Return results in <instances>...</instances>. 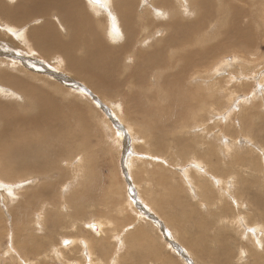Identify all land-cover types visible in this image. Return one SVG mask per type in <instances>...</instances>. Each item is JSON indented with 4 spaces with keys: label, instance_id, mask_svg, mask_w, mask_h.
Returning <instances> with one entry per match:
<instances>
[{
    "label": "rangeland",
    "instance_id": "rangeland-1",
    "mask_svg": "<svg viewBox=\"0 0 264 264\" xmlns=\"http://www.w3.org/2000/svg\"><path fill=\"white\" fill-rule=\"evenodd\" d=\"M138 1L133 2L136 18L142 16L150 2ZM259 1L260 6L248 7L254 15L252 47L249 51L228 53L235 50L228 46L229 51L225 49L217 58L210 54L208 73L223 62L228 64L220 69L223 81L217 85L219 90L204 103V108H191L185 110L186 115L176 116L178 124L159 122L161 129H156L155 134L157 139L163 137L160 141L165 144L154 142V133L138 114L134 95L129 97L126 92L129 88L121 76L124 61H120L121 69L116 70L118 77L111 87H105L87 70L77 72L64 61L57 65V60L54 63L48 55L50 65L62 67L54 72L41 63L38 54L28 52L25 42L5 33L7 30L0 25L4 30H0V40L12 46L6 52L15 56L16 64H21V60L26 66L16 72L15 66L0 63L1 69L10 68V72L35 85L43 81L44 94L52 95L50 99L62 106L65 127L76 133L75 141L68 147L67 155L71 156L61 155L64 158H59L49 171L57 185L55 197L46 194L51 186H46L41 174L23 170L19 165L9 167L12 181L0 180L14 186L11 191L0 186V264H87L90 257L95 264H113L114 258L116 264H264V228H254L259 221L264 225V0ZM175 2L185 4L188 0ZM244 3L237 4L243 8ZM153 16L151 13L150 18L156 17ZM194 19L189 8L182 6L173 9L169 19L144 18L139 27L151 21ZM245 20L248 21L246 17ZM0 23L9 22L3 19ZM105 23L106 20L101 24ZM56 26L62 33L63 28L68 31L65 24ZM215 27L210 31H218ZM142 34L145 32L140 31L134 40ZM219 34L204 38L215 44ZM125 41L123 37L118 43ZM18 42L24 49L15 48L19 47ZM95 49L87 52L83 45L78 54L90 60ZM107 54L106 60L115 56ZM33 58L41 62L35 61V65ZM27 74L40 79H29ZM191 74L186 78L190 85ZM212 83L213 80L207 83V92ZM203 93L206 95V91ZM1 97L0 102H24L20 97ZM193 111H197L196 115ZM4 120L0 118V125ZM14 141H18L17 136ZM9 156L10 163L21 160L18 154H5L8 163ZM90 179L96 183L95 190L76 209L66 197L82 191ZM69 182L73 184L70 189L66 187ZM38 186L45 191L30 199ZM99 221L104 224L102 231H96ZM259 236L261 242L257 247ZM85 239L90 243L89 250L81 244ZM65 240L70 242L64 245ZM53 248H59L64 259H57Z\"/></svg>",
    "mask_w": 264,
    "mask_h": 264
},
{
    "label": "bare ground",
    "instance_id": "bare-ground-1",
    "mask_svg": "<svg viewBox=\"0 0 264 264\" xmlns=\"http://www.w3.org/2000/svg\"><path fill=\"white\" fill-rule=\"evenodd\" d=\"M134 1L14 0V3H12L13 0H0V20L6 19L9 22L0 23V25L7 30L5 33H9L14 38L25 42L28 52H35L39 55L42 62L33 58V64L38 65L36 62L45 63L49 69L57 72V69L62 67H56V64L52 66V63L50 65L47 60L48 55H50V58L53 57L54 63H56L55 59L57 60V65L62 64L64 61L66 62L65 64L77 72H82V70L85 72L87 70L91 73L92 78H96L105 87H111L116 77H118H115L116 70L121 69L120 61L121 63L124 61L123 74L121 76L123 77L122 81L129 88L126 92L129 93V97L134 95V102L139 111L138 114L143 116L147 128L155 134L156 129H161L159 128V122L172 124L177 120L180 121L176 116L186 115L185 110L189 111L191 108L202 109L204 108V103L207 104V100L211 99L212 96H216V92L219 90L217 85L223 81L221 75H219L220 69L228 66V64L223 62L208 73L210 54L217 58L221 53H225V49L228 48L229 51L228 46H231V48L235 47V50H231L228 53L232 51L240 52L243 49L249 51L252 47L250 43L253 42H250L252 40L250 38L254 33L251 27L253 23L251 20H253L254 15L249 8L260 6L262 3L259 0H188L185 4L178 2L179 5L175 2L176 0H150L149 4L147 3L148 6H145L146 3L142 5L147 7L142 16L136 18L134 14L136 9H133L135 7ZM240 1L245 2L243 8H240L237 4ZM216 2L219 5H216ZM182 6L189 8L190 15L195 17L193 21L183 22L176 20L161 21L159 23L151 21L150 24L139 27L144 18L155 21H158V18L169 19L173 15V9ZM157 8L162 10L160 11ZM151 13L156 16H153L155 17L154 19L150 18ZM164 13H166V16H163ZM245 17L248 20L247 22ZM104 20H106V23L102 25L101 23ZM35 21H39L41 24L35 26L33 25ZM56 24L67 25L68 31L63 28L62 33ZM211 27L217 28L218 31H210ZM0 30L4 32L2 27H0ZM140 31L142 33L145 32V34H142L141 38H136L137 41H135L134 37ZM162 32L163 34L158 36ZM217 32H221V34L216 36L217 42L215 44L205 40V36L215 35ZM123 37L126 38V41L118 43ZM146 43L149 45L143 46ZM83 45L87 52L92 47L97 48L92 51L95 54L92 55L90 60L78 54ZM18 46L15 48L24 49L20 43ZM11 47L10 44L6 45L0 40V55H4L0 56V58L8 60H0V63H5L6 66L13 65L15 66L13 70H16V72L21 71L26 67L24 63L20 60L21 64H16L15 56L6 52ZM211 48L212 52H210ZM106 53H110V56L115 54V56H112L113 59L106 60ZM52 54L57 55L52 56ZM131 60H134V62L129 63L132 62ZM193 70H195V73L191 74ZM10 71V68L8 71L0 67V97H20L24 102L22 104L15 101L4 102L3 100L0 102V107H2L0 108V118H5L1 122L2 125H0V151L4 153L2 156L0 154V162H2L0 163V176L2 179L0 180L12 181L13 176L9 177V167L12 168V166L19 165L23 167V170L27 169L35 171L34 174H41L43 180H45L44 183H47L46 186H51V190H47L48 193L46 194L55 197L57 185L53 181L54 178L49 175V171L52 166L57 164L59 158H64L61 155H67L69 144L75 141L76 137L74 135L76 136V133L65 127V120L61 111L62 106L50 99L52 95L49 97L46 92L44 94L42 87L45 83L43 81V84L40 83L42 86L40 84L35 85L18 73L13 74ZM196 72H198V77ZM118 73L120 74V72ZM189 73L191 74L189 80L191 85L186 81ZM193 76L198 79L193 80ZM27 78L40 79V77H32V75H28ZM208 78L211 79L208 80ZM211 80H213V83L209 85L210 92H207V83L211 82ZM196 82L202 83L197 85L195 84ZM46 87L48 88V86ZM204 91H206V95L203 93ZM184 105L188 106V108H185ZM175 106L177 107L174 108ZM181 109L184 111H181ZM196 113L197 111H193L192 114L196 115ZM181 125L180 127H184V124ZM127 128L130 129L129 126ZM25 134L35 135L30 137ZM133 134L137 139H140L138 134L135 132ZM154 134V142L165 144L160 141L163 137L157 139V135L155 134L154 136ZM119 135L122 134L120 133ZM15 136L18 137V141H14ZM118 142L121 144L119 138ZM63 148L64 152L61 154ZM13 153L16 156L18 154L21 160L18 162L14 160L13 163H10L12 156H9L8 163L4 155H13ZM67 156L71 155L68 154ZM154 159L164 161V159L155 158V156ZM127 163L128 165L130 164L129 161ZM27 170L26 172H28ZM23 173L25 172L22 171ZM88 182H91V179L87 180V186L82 191L66 197V200H70V203L76 209H80V202L83 201L85 196L95 190L94 184L96 183L92 181L89 184ZM71 185L73 184L69 182L66 187L70 189ZM0 186L6 187L9 191L14 187L12 183H3L2 181ZM39 188L38 186V188L32 190L30 199L37 194L40 195V191L44 190L43 187L40 190ZM228 189H231V187L228 186ZM253 201H258V199ZM244 206L246 205L244 204ZM40 214L42 213L40 212ZM23 215H25L24 211ZM40 217L42 216L40 215ZM15 218L14 221L16 220ZM243 221H246L244 217ZM261 223L259 221L255 224V230L257 229L258 231L260 228H264ZM97 225H95L96 231H102L104 224L99 221ZM258 233L260 234V231ZM92 236L95 235L92 234ZM72 241L76 242L77 240L73 239ZM253 242L255 241L253 240ZM260 242L261 238L259 236L256 240L257 247H259ZM81 244L85 249L89 250L90 243L87 239H85V243ZM59 251V248H53L52 253L57 259L62 260L64 259L63 254H61V251L59 253ZM86 253L88 252L86 251ZM90 254H92V251H90ZM254 255L257 258V255ZM88 259L87 264H95L93 258L90 257ZM116 262L117 259L114 258L112 263L116 264ZM75 264L79 263L75 262Z\"/></svg>",
    "mask_w": 264,
    "mask_h": 264
},
{
    "label": "snow or ice",
    "instance_id": "snow-or-ice-1",
    "mask_svg": "<svg viewBox=\"0 0 264 264\" xmlns=\"http://www.w3.org/2000/svg\"><path fill=\"white\" fill-rule=\"evenodd\" d=\"M13 2H14V0H13ZM100 106L102 107L103 105H100ZM129 179H131V177H129ZM125 231H127V229H125ZM68 243H69V241H67V240L64 241V245H67Z\"/></svg>",
    "mask_w": 264,
    "mask_h": 264
}]
</instances>
